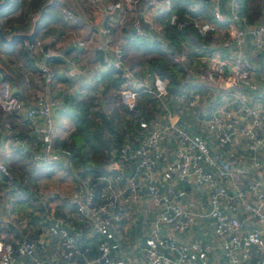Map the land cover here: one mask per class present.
<instances>
[{
	"label": "built area",
	"instance_id": "1",
	"mask_svg": "<svg viewBox=\"0 0 264 264\" xmlns=\"http://www.w3.org/2000/svg\"><path fill=\"white\" fill-rule=\"evenodd\" d=\"M98 9H103L111 14L122 5V0L104 2L93 0ZM208 7L207 16L195 21L197 30L205 35L209 31H217V21L226 18L222 8V0H202ZM250 1V0H247ZM128 6H132L134 0H123ZM158 0H148L145 8L153 7ZM228 37L223 39L222 46L226 49L224 60H215L210 64L211 71L207 72V79L215 86L227 88L234 93L236 104L234 108L219 106L207 119V130L220 144L233 143L240 134L248 141L249 157L254 170L260 171L264 164L255 157V152L260 146H264V110L261 106L249 103L242 95L244 90L258 91L259 84L254 76L259 72L258 65L249 59L245 52L246 38L257 49L264 47V13L259 22L242 24L239 18L240 0L229 1ZM68 17L70 12H65ZM142 21L149 24L150 28L156 26L144 14ZM170 23L179 27L184 21L179 20L174 13L170 15ZM133 27L140 35H145L139 19L133 22ZM112 30L103 25L96 31L98 39L96 48L104 52L103 61L108 67H114L120 71L124 78L119 94L121 100L128 107H133L137 95L136 89L130 87L134 84V77L129 68L123 63V51L119 44L112 43ZM24 41V46H34ZM35 67L41 75L43 82L49 86L54 80V72L43 61H36ZM223 65L229 66V72L225 73ZM154 93L161 97L166 94V83L159 76L153 79ZM200 98V93L192 94L191 104ZM0 110L5 113L21 112L29 122V126L36 133L35 141L26 143L20 141V145L29 153L30 161L35 165H50L57 158L53 147L55 122L52 115L51 102L47 92L39 94L34 103L25 106L23 101L14 94L9 87V81L0 78ZM239 118L247 121L240 125ZM176 142L175 163L177 181L190 184L194 189L205 188L207 190V206L201 205L199 210H189L177 201V194L172 185L160 188L159 179L156 177L155 168L162 157L161 140ZM130 158L135 162L134 173L127 178L126 187L131 193V199L139 197L138 185L141 181L146 190L144 198L157 209V218L153 224L154 244L144 250L142 264H192V254L209 252L210 247L201 238L194 237L191 240H174L159 235L160 227L165 225L177 232L188 230L198 216H207L212 221L213 235L218 238H227L224 243L225 264H243L249 259L250 249L260 254L264 252V192L260 176L245 181V168L241 164L224 168L212 157L208 143L191 134L177 124H167L162 127L153 126L140 145L132 151ZM212 166V169L206 166ZM0 172L7 177L12 176L8 164L0 161ZM136 174L139 176L136 177ZM141 179V180H139ZM225 179L232 181L231 188L226 185ZM249 191L254 193V200L247 196ZM69 202L78 213L88 216L91 228L96 233H103L108 225V212L110 203L102 200L94 203L93 192L88 188L76 187L69 196ZM240 207V208H239ZM252 218L255 223L248 229H243L246 218ZM50 220L49 231L59 238L62 253L71 264H114L110 255V245L106 238L97 241V254L93 258H84L81 263L74 259L81 255V250L76 244V235L69 232V228L59 217L47 213ZM253 247V248H251ZM6 245L3 237H0V264H19L24 258L25 264H54L40 257L35 249V242L26 237L15 241L13 252L4 254ZM264 256V255H261ZM264 260V257H263ZM260 257L252 264H264Z\"/></svg>",
	"mask_w": 264,
	"mask_h": 264
},
{
	"label": "crops",
	"instance_id": "2",
	"mask_svg": "<svg viewBox=\"0 0 264 264\" xmlns=\"http://www.w3.org/2000/svg\"><path fill=\"white\" fill-rule=\"evenodd\" d=\"M30 1L31 0H11L10 5L6 7L0 14V21H2L3 24L7 25L8 20L13 19L15 20L13 24H15V26L17 27L16 30L10 31L6 34V36H9L13 32H30L33 25V21L37 16L40 7L42 5H45L44 14L40 20L39 29L35 37V40L38 42L34 44V48L32 51L25 52L22 43L6 44L0 40V78L4 77L9 81L10 90L23 101L25 106L34 103L36 97L39 94L47 92L48 99L51 102L55 129H57L56 131H59L62 134H65V131L72 126V120L68 113H70L73 102L77 99L83 98L88 93L97 94L100 91V86L96 85L95 80L100 73H103L106 70L107 66L102 64V62L96 55V45L98 42L96 36L97 29L103 25H106L111 27L112 31H114L115 27H118L115 26L116 22L121 21V19H118L117 12L120 10L124 11L125 9L129 10L132 8H136L134 10L136 11L135 13L138 14L137 19H142L143 15L145 14L147 18L154 23V25L156 26L155 29L157 31L159 30V26L155 22L156 18L160 13L166 11L170 7L171 3V0H158V3L155 6L149 8L143 7L141 10H139L136 6V2L138 0H134L135 3L132 6H128L122 0L121 7L109 14L106 13L103 9H98L93 0H42L41 3L36 6V8L30 6ZM110 1L114 2L118 0H104V2ZM229 1L230 0H224L222 3V8L226 17L227 24L217 25V31L215 32L217 41L216 44L213 45V51L202 56V59H209V64H211L215 60H224L227 55L226 49L222 46V41L223 39L228 37L229 20L227 18V15L230 7ZM242 1L244 0H240L241 5ZM189 2L193 4V9H198L199 6H201V0H189ZM246 3V12L254 11L258 14L257 18L253 22L247 24L259 22L262 14L264 13V0H246ZM65 9L69 10L73 15L68 17L65 13ZM203 10V13L200 15L201 18H205V16H207V12L209 13L208 7L203 6ZM242 18L244 19V16ZM130 27V29L123 28L120 33L117 32L118 35H123L122 37H118L117 35V40L115 39L116 34L112 32V43L119 44L123 48L127 65H129L128 58L130 56H134L136 58V63L134 65H129L131 66L130 71L132 72L135 78V82L133 85H131V87H133L134 89L141 88L145 91L153 92L154 75L150 71L147 63L148 55L143 53L141 50L134 48V42L132 38V26ZM244 46L247 57L258 65L259 72L254 76V79L259 84L260 89L255 92L244 90L242 95L249 103L261 106L264 110V47L262 49L255 48L251 43L249 37L246 38ZM32 56H36V59L39 61H46V64L56 72L57 77L49 86H46V84L43 82L41 75L34 66L35 64ZM228 72L229 70L225 71V73ZM198 79L200 78L194 77L190 80L198 81ZM224 91L225 93L218 92L219 96L217 98L219 99L215 101L216 104L224 100V97L232 96L233 98V91L227 88H224ZM190 102L191 100L189 101V103ZM218 107L219 106L217 105L212 110V113ZM186 112H189V110H185L183 106H178V110L172 111V113H167V115L159 113L158 110V112H155V117L157 120H164L163 123L181 125L183 124V126L186 127V129H188V131H190L193 135L205 140L208 145L211 146L213 142L212 140H214L215 138L212 137L211 139L210 135L209 138L205 137V133L203 132V130H201V128H199V126H194L193 123L188 122L187 118L191 117L193 114L190 113V115H188ZM239 120L240 121L238 124H247L246 120L242 118H239ZM9 126L12 127V130L8 131L7 128H9ZM30 129L31 128L28 124V121L24 118L21 112L9 114L0 110V161L8 162L11 165V162L23 163L27 160L26 154H22L23 150H20L19 143L20 141H22V137L25 139V137H27L26 135L30 136V133L34 135V131L32 130L31 132ZM10 132L11 134H9ZM28 140L30 139L28 138ZM161 143H163L164 145L171 144L172 142ZM230 145L236 149V163L234 162V164H232L229 161L224 160L223 158H221L220 155L214 154V151L211 148V152L214 154H212V157L216 161H218L224 168H231L234 165L241 164V167L245 168L244 177L246 182L252 179L253 177L255 178L257 176H260L262 179V190L264 192V173H262V171H257L253 169L251 165V158L249 157L247 139H244V141H239V138H236V140ZM173 148L174 150L172 153V158H174V160H172V168L169 171L163 168L161 170L157 169V173L155 175L159 179L160 184H163V187H165L164 185H172L174 187L175 192L177 194V201L180 204L187 208L192 207L194 210H199V205L201 206L203 204H206L207 195H202L201 199V196L199 195V190L194 189V187L190 184H185L181 181H177L175 175V142ZM161 150L162 156L163 154H166L167 149L164 152L163 147L161 146ZM255 155V157L260 159L264 164V146L258 147L255 152ZM161 159L162 157L160 158V160ZM160 160L157 162V168L159 166ZM114 167L116 169H119L121 166L120 164H115ZM206 167L212 169V166L210 165H207ZM248 173H250L251 175L253 173V175L248 176ZM44 175L46 174L43 173L38 178L44 179L43 177H46L47 179L44 180L43 183L45 184V186L41 187L38 184V193H43V197L48 196V204L50 205V207L48 208L46 204L42 202H40L39 204L45 210L48 209L47 213H52V215L57 214L55 216L60 217L65 222V224L69 226V229H72V231L76 236H78V238L82 236V238H84L85 243L83 246L86 247L89 243V234H91V231H88V228L90 229V226H88L89 223L87 222L86 224L81 220L78 221V218H69H73L74 215L77 214L74 210V207L69 202L70 193L78 186L77 180L72 175L65 172L62 168H60L59 170L55 169V172H53L52 174H48L50 176ZM49 182H51V185H47ZM224 183L228 185L229 188H231V180L228 181V179H225ZM141 186L139 187V191L141 189L144 190L143 186ZM1 192L5 193L6 200H9V196L13 198L12 194L4 192L3 189H0V195ZM247 196L252 201L255 198L254 193L252 191H249ZM3 197L4 195H1L0 198ZM53 197H55V200L52 199ZM192 201H194L195 203ZM36 202L39 201L36 200ZM143 204L144 207L146 206L148 210H155L154 214L149 216V236L146 237L141 232H138L137 236H140L142 238L141 245L136 248L132 246V252L137 253V256H141L144 259V250L146 247L149 246L146 244V240L152 239V241L154 242L155 239L152 227L157 218V211L156 208L152 206L147 199H145V202ZM6 206L7 209L3 210V206L0 205V220L5 222L8 226L10 223L12 225V230L15 229V224L10 219L11 213L9 212V210H13L16 213L15 209L17 208H15L14 202L11 207L12 209H10V206L8 204H6ZM20 206L24 207V205ZM146 208H144L143 210H147ZM118 213L119 210L113 213V217L110 218V222L108 223L106 229L107 233L110 236H113L118 239L120 243V232L117 233L115 228V222L117 221V223L123 224V220L120 219ZM140 213L141 215H145V212H143L142 209ZM66 217L68 221L65 220ZM140 218L143 219L142 216H140ZM251 219L252 218L247 217L245 220V224L248 220L252 221L251 224L255 223V221ZM206 223H208V229L205 226ZM185 232H177L173 229H170L168 226L163 225L160 227L159 235L172 238L174 240L184 241H189L194 237H199L204 243H207L203 240V238H207L209 233L213 234L212 221L207 216H198L196 222L192 225V236L189 237V239L185 237ZM28 236L30 237V239L35 241L36 252L45 261L52 262L54 264H71L70 261H67L62 255V247L58 242L59 238L53 235L51 232H49L48 236L43 239L37 238L36 236L32 237V233ZM121 243L119 249L113 251V253L111 254L113 263L131 264L132 260L130 256H126V254L123 253L124 250H126L127 248L125 247L126 243ZM79 246H82V244H79ZM14 249L15 243L12 242V245L6 244L4 254L10 253L14 251ZM253 252L254 254L252 253V256L250 258L251 264L258 257L263 260L264 256L261 255H264V252L260 254L256 253L255 251ZM192 256V264H210L209 260H206L205 262L202 261V259L200 258L201 253L194 252ZM82 257H84V254L81 251V256L74 259V262H79ZM24 260V258H21L19 264H25ZM225 263L226 259L224 257L223 264Z\"/></svg>",
	"mask_w": 264,
	"mask_h": 264
},
{
	"label": "trees",
	"instance_id": "3",
	"mask_svg": "<svg viewBox=\"0 0 264 264\" xmlns=\"http://www.w3.org/2000/svg\"><path fill=\"white\" fill-rule=\"evenodd\" d=\"M41 1L31 0L30 6L36 8ZM147 1L138 0L136 2L137 8L141 10L146 6ZM200 3L201 6L198 9H193V4L189 0H171L170 7L156 18L155 22L159 26V30L156 31V29L150 28L148 23L140 21L145 35L138 34L132 25L134 48L148 55L147 63L149 69L154 76L157 75L165 81L166 94L158 97L152 91L138 88L136 89L137 95L134 105L130 108L121 100L119 94V89L124 82V78L120 75V71L114 67L107 66L106 70L100 73L95 80L96 85L100 86V91L97 94L88 93L83 98L73 102L70 113H68L72 120V126L65 131V134L55 129L52 143L58 159L48 165V169L46 165L33 164L29 159V153L19 144L20 150H23L22 154H26L27 160L23 163L11 162V165L9 164L12 172L10 178L0 172V189L15 196L14 204L24 201L31 202L30 199L35 200L38 192L35 180L43 173L46 175L51 174L52 170L50 168L54 167L62 168L65 172L72 175L77 180V187L90 189L93 192L94 203H100L102 200L108 201L111 204L107 215L108 220L113 217V213L119 210V202L122 197L131 199V193L127 189L126 184L127 178L134 173L135 162L130 158V154L140 145L141 141L152 128L151 123L156 120L155 112L159 110V113L167 115V113L178 110V106H190L189 101L191 100V96L188 94L190 91L194 90L201 93L205 91L204 89L207 90L204 85L205 83L198 82L197 85L193 86L195 80L190 79L199 77L198 73H204L205 82L211 84L208 86L212 90L221 92V87L215 86L206 77L207 72L211 71V68L209 59H202V56L213 51V45L216 44L217 39L215 31H209L205 35H202L195 26V21L199 20L200 15L204 11V2L201 0ZM4 9L0 10V14ZM246 9L247 3L244 0L242 1V5L240 2L239 9V18L242 24L251 23L258 16L254 11L246 12ZM172 13L176 14L179 20L185 22L183 26L179 27L176 24L170 23L169 19ZM14 22L15 20L10 19L7 25H5L0 21V27L5 35L12 30H16L17 27L13 24ZM218 24H227L226 18L217 21ZM24 41V39L19 38L15 39L11 44L22 43L24 46ZM33 48L34 46H24L25 52L32 51ZM96 49L97 57L104 64V52L101 49ZM122 51V61L130 69L129 65L126 64L123 48ZM32 57L34 63L38 61L36 56ZM52 71L54 72L55 79L57 77L56 72ZM222 89L224 90V88ZM162 98L166 99V108L164 105H160V99ZM177 125L188 131L183 124ZM7 130H12V127L9 126ZM32 130L34 131V135L30 132V136L26 135L30 140L27 137L25 139L22 137V141L26 143L35 141L37 133L33 128L30 129L31 132ZM122 163L130 166H127L125 169L124 173H128L127 175L123 173L121 167L119 169L114 167L115 164L122 165ZM41 171L43 172L41 173ZM138 176L136 174V177ZM143 188L146 194L145 187L143 186ZM33 206L38 210H45L40 204ZM75 212L85 217L90 224L86 214L78 213L76 210ZM16 214L17 218L13 232L8 225L5 227L0 226V232L3 231L7 234L12 232L11 234L16 239L21 237L30 239L29 236L22 235L23 231L18 230V226L22 224L20 223L22 214H18V212ZM32 215L33 213L31 212L30 216ZM55 215L53 214L54 217H58ZM33 217L39 218L37 215ZM42 219L44 224L49 227L50 220L47 218V213L43 215ZM27 222L30 221L27 220ZM64 225L69 228L65 222ZM89 226L91 228V225ZM91 230L94 233L95 246L92 245L89 248L93 254L88 255V257L85 255L87 258L90 259L96 256L97 241L101 237L106 238L109 242L110 255L121 246L118 239L107 233L106 227L101 234L94 232L92 228ZM69 232L75 235L72 229H69ZM4 243L5 245H9L8 240L4 241ZM76 244L77 246L82 244L79 248L84 254L85 246L83 245L85 243L82 236L79 238L76 236ZM146 244L151 246L154 242L152 239H147ZM82 259L83 257L77 262L81 263Z\"/></svg>",
	"mask_w": 264,
	"mask_h": 264
},
{
	"label": "rangeland",
	"instance_id": "4",
	"mask_svg": "<svg viewBox=\"0 0 264 264\" xmlns=\"http://www.w3.org/2000/svg\"><path fill=\"white\" fill-rule=\"evenodd\" d=\"M134 9H136V8H134ZM134 9L133 8L129 9V10L125 9L124 11L120 10V11L117 12L118 19H121V21L120 22H116L115 26H118V27H115V30L113 31L116 34V36H115L116 40H117L118 33H120V31H122L123 28L124 29H130L131 28L130 26L133 25V22L135 20H137V18H138L137 15L138 14L135 13L136 11ZM65 12H70V11L66 10ZM71 15H73V14L71 13ZM199 19H202V18L200 17ZM139 21L143 22L141 18H140ZM119 36L122 37L123 35L120 34V35H118V37ZM128 60H129L128 61L129 65H134L136 63V58L134 56H130L128 58ZM129 67H131V66H129ZM198 76H199L200 79H198V81L195 80L194 83H193V86L197 85L198 82L199 83L200 82L201 83H205L204 85L206 86L207 90L204 89L205 91L201 92V93L199 91H194V90L190 91L188 93L190 96H192V94L194 92L200 93L201 99L199 98L200 99L199 101L193 103L190 106L187 105L184 108H185V110L186 109L189 110V112H186L188 115H190V113L193 114L191 117L187 118V121L193 123L194 126H199V128H201V130H203V132L205 133V137L209 138V135H210V137L212 139V137H214V135L210 131H208L206 129L207 128V119L210 116V114L212 113V110L217 105L220 106V107L224 106V107H227V108H230V107L234 108L237 99H235L234 96H233V98H232V96L231 97H224V100H222L221 102L216 104L215 101H216L217 97L219 96V93L217 91L212 90L211 87L208 86L210 84L205 82L204 73H201V74L198 73ZM133 79H135V78H133ZM222 90H221V92L225 93V91L224 90L222 91ZM225 98H227V99H225ZM166 103H167L166 99H164V98L160 99V105H162V106L164 105L165 106V105H167ZM165 108H166V106H165ZM160 120L156 119L155 122L151 123V126L162 127V126L168 124V123H163L164 120H162V121H160ZM188 132H190V131H188ZM143 136H142V138H143ZM238 138H239V141H244V139H245V137L240 135V134L237 135V139ZM164 140L162 139L161 141L162 142H168V143L172 142V143L171 144H164V145H163V143H161V146L163 147L164 152H165L166 149H167V151H166V154H163L162 159L159 162L158 168L157 167L155 168V171H154L155 173H157V169L161 170L162 168L169 171L172 168V165H173L172 164V162H173L172 160H174V158H172V156H173L172 153H173V150H174V148H173L174 141H172V137L170 139L171 141H164ZM212 141L213 142H212L210 148L213 149V151H214L213 153L214 154L220 155L221 158H223L224 160L229 161L232 164H234V162L236 163V155L237 154L235 153L236 149L233 146H231L230 144H222L221 145L215 139L212 140ZM6 163L9 165L8 162H6ZM120 166H121V168L123 170V173H124L125 169L127 168L128 165L125 164V163L124 164L122 163V165H120ZM9 167H10V165H9ZM46 168L48 169L47 166H46ZM55 169L59 170L60 168L59 169L56 168V167L50 168V170H52V173L55 172ZM263 169L260 170V171H262V173H264ZM42 172L43 171H41V173ZM124 174L127 175L128 173H124ZM252 175H253V173H252ZM252 175L250 173H248V176H252ZM44 176H46V175H44ZM48 176H50V175H48ZM43 178L44 179L40 178V179H36L35 180L36 184H37V190L38 191H39L38 184L41 187L45 186V184H43V183H44V180H47V179H46V177H43ZM139 180H141V179H139ZM139 183H140L139 185L141 186L142 185L141 181H139ZM47 185H51V182H49ZM162 185L160 184V188L163 189L164 187ZM164 186H166V185H164ZM199 193H200L199 195L201 196L200 198L202 199V195H207V190L205 188H202V189H200ZM1 195H4L3 198H0V203H2L0 205L3 206L2 209L3 210L7 209L6 204H8L10 206V209H11V207H12L11 202L14 201L13 199L15 198V196L12 195L13 198L9 196V198H8L9 200H6L5 193L1 192ZM1 195H0V197H1ZM42 195H43V193L40 194V193L37 192V194L35 196V200L34 199L33 200L30 199L31 202H28V201L25 202L24 201L22 203L15 204V208H17V209H15V210H17L16 213L18 212V214H22V219L20 220V223H22V224L18 226V230L23 231V229H24V233H22L23 236H28V235H31V233H32V237L36 236L37 238L43 239V238H46L48 236V233L50 232L48 225L46 226V224H44V221L42 219L43 215L47 213L48 209L41 211V210L36 209L33 206V205L38 206L39 203L42 202V203H45L48 208L50 207V205L48 204V200H49L48 196H44L43 197ZM139 196H140V198H138L137 200H132V199L129 200L127 197H122V199L119 202L120 203L119 204L120 214L118 213V215H119L120 219L123 220V224L117 223V221L115 222L116 231H117V233L120 232L119 236L121 237V242L122 243H126L125 247H127V248H126V250H124L123 253H125L126 256H130V258L132 260L131 264H141L142 263L143 257L137 256V253H135V252L133 253L132 252L133 251L132 250V246L136 248V247L141 245V242H142L141 239L142 238L140 236H137L138 232H141L146 237L149 236L148 235L149 227H150L149 226V220H150L149 216L153 215L154 212H155L154 209L148 210L146 208V206L144 207L143 203L145 202L144 198L146 197V194H145V191L143 189H141L139 191ZM54 198L55 197H53L52 199H54ZM36 200H38L39 202H36ZM192 202H194V201H192ZM28 203H30V204H28ZM194 203H192V204H194ZM20 205H24V207H22ZM203 205L207 206V202H206V204H203ZM20 207H22V208H20ZM199 207H200V205H199ZM144 208H146L147 210H143ZM141 209H142L143 212H145V215H141V213H140ZM188 209L189 210H193V211H197V210H194L192 207L188 208ZM156 211H157V209H156ZM9 212L11 213L10 219L12 220V222H14V224H16L17 214L14 211H11V210H9ZM31 212L33 213L32 216H30ZM35 215H37L39 218L33 217ZM140 216H142L143 219H141ZM69 218H71V219H74V218L77 219L78 218V221L81 220L82 222H85L86 224L88 222L87 219H85V217L79 216L77 214L74 215L73 218L72 217H69ZM27 220H29L30 222H27ZM65 220L68 221L67 217H66ZM109 222H110V219L108 220V223ZM251 223H252V221L248 220L247 223L244 224L243 229H248V227L250 226L248 224H251ZM207 225H208V223H206V225H205L207 227V229H208L209 226H207ZM0 226L1 227H5L6 223L3 222L2 220H0ZM88 226H89V224H88ZM191 229H192V226L188 230H186V232L183 231V232H185V234H186L185 237L187 239H189V237L192 236L191 235ZM13 230L14 229H12V232H13ZM88 231L89 232L91 231V234H89V237H90L89 240H88L89 243L84 248V251H85L84 252V258H87L88 255L93 254L89 248L92 245L95 246L94 233L91 230V228L90 229L88 228ZM12 232H10L8 234L3 232V231L0 232V237H3L4 241L8 240V244L9 245L12 244L11 241L13 243H15V241H16V238L13 237V234H11ZM203 240L205 242H207V244L210 247V250H209V252H205V253L201 254L200 258L202 259V261L205 262L206 260H209L210 264H223L224 263V243H226L227 238H225V237L224 238H218V237H215L213 234L209 233L208 237L205 238V239L203 238ZM58 242H60V241L58 240ZM252 253L254 254V252L250 249L249 260H246L243 264H251L250 258L252 256ZM140 255H141V253H140Z\"/></svg>",
	"mask_w": 264,
	"mask_h": 264
},
{
	"label": "water",
	"instance_id": "5",
	"mask_svg": "<svg viewBox=\"0 0 264 264\" xmlns=\"http://www.w3.org/2000/svg\"><path fill=\"white\" fill-rule=\"evenodd\" d=\"M10 3V0H0V10L4 9L5 7H7ZM44 9H45V5H42L40 7V10L37 14V16L35 17L34 21H33V25L31 28L30 32H13L11 33L9 36H6L1 27H0V40L6 44H11L13 43V41L15 39H24L25 41H27L28 44H33L37 31L39 29V24H40V20L44 14ZM224 71H228L229 70V66L228 65H223L222 66ZM9 227L11 228L12 225L9 223Z\"/></svg>",
	"mask_w": 264,
	"mask_h": 264
}]
</instances>
